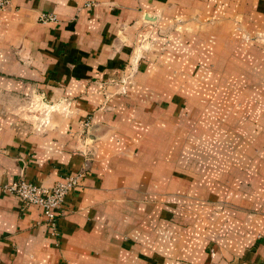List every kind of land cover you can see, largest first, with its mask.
Wrapping results in <instances>:
<instances>
[{"label":"crops","instance_id":"1","mask_svg":"<svg viewBox=\"0 0 264 264\" xmlns=\"http://www.w3.org/2000/svg\"><path fill=\"white\" fill-rule=\"evenodd\" d=\"M88 1L0 10V264H264V0ZM87 159L59 241L3 191Z\"/></svg>","mask_w":264,"mask_h":264},{"label":"built area","instance_id":"2","mask_svg":"<svg viewBox=\"0 0 264 264\" xmlns=\"http://www.w3.org/2000/svg\"><path fill=\"white\" fill-rule=\"evenodd\" d=\"M11 0H0V10L6 9ZM94 4V0L87 2V7ZM42 22H56L58 18L51 12H43L40 15ZM87 129L90 121L85 122ZM89 159L85 161L84 167L79 171L66 173L53 185L46 186L35 181L20 177L8 184H5L3 191L18 198L24 208L36 207L41 210L42 224L46 225L52 238L60 240L59 219L64 211V203L68 195L78 188L85 179L88 170Z\"/></svg>","mask_w":264,"mask_h":264},{"label":"rangeland","instance_id":"3","mask_svg":"<svg viewBox=\"0 0 264 264\" xmlns=\"http://www.w3.org/2000/svg\"><path fill=\"white\" fill-rule=\"evenodd\" d=\"M181 24H185V23H181ZM198 28H200L201 26L196 25ZM172 30H181V28L179 27H175V28H172ZM241 30V34H242V37L243 38V44H248L252 39L253 37L245 30L240 29ZM169 33L170 32H165L162 34V39H163V43L162 42H155L153 41V39H150V41L153 42V49L156 50V51H165L167 48V44L169 43ZM183 42V41H182ZM199 45V44H197ZM180 46V49H185L186 46H187V43H182V44H179ZM152 50V48H151ZM237 92H231V94H228V98L230 99H236V98H241V94H236ZM27 100H29L27 98ZM37 102H25L24 104H22L20 106V114L21 116H23L25 119L27 120H32L34 121L35 120V126H36V129L39 128H43V125H44V115L47 114L50 115L52 112L54 113V111L56 110L55 107H51V106H45V103L43 100H36ZM41 103V104H40Z\"/></svg>","mask_w":264,"mask_h":264}]
</instances>
